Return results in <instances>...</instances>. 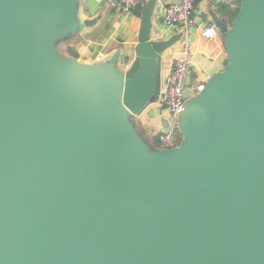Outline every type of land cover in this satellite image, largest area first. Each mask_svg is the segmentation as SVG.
<instances>
[{"label":"water","instance_id":"1","mask_svg":"<svg viewBox=\"0 0 264 264\" xmlns=\"http://www.w3.org/2000/svg\"><path fill=\"white\" fill-rule=\"evenodd\" d=\"M79 2L0 0V264H264V0L212 18L226 64L169 149L135 118L181 35L153 37L150 0L129 65L85 63Z\"/></svg>","mask_w":264,"mask_h":264},{"label":"crops","instance_id":"2","mask_svg":"<svg viewBox=\"0 0 264 264\" xmlns=\"http://www.w3.org/2000/svg\"><path fill=\"white\" fill-rule=\"evenodd\" d=\"M115 3L117 0H114ZM150 0H141V5L133 13L120 14L115 10V4L110 0H80L76 14L79 19L95 18L93 26L84 28L66 44L62 45V52L85 63H99L109 58L117 49L120 50L118 63L121 67L129 65L134 58V46L140 27L142 6ZM173 0H154L152 10V35L156 40L170 38L178 33L165 31L162 15L166 5ZM233 6H228L222 0H197L192 18L196 25H214L212 18H222L230 24L234 13L238 9L240 0H232ZM193 65L187 76V98L194 93L191 88L199 83H205L208 78L220 72L226 64V53L223 48L222 34L217 32L214 38H205L193 28ZM180 42L162 53V79L170 70L173 58L177 54ZM61 49V48H60ZM166 110L155 103L149 106L135 120L140 132L158 147V133L163 129L161 119L166 118Z\"/></svg>","mask_w":264,"mask_h":264},{"label":"built area","instance_id":"3","mask_svg":"<svg viewBox=\"0 0 264 264\" xmlns=\"http://www.w3.org/2000/svg\"><path fill=\"white\" fill-rule=\"evenodd\" d=\"M101 1V0H96ZM197 0H173L170 1L162 15V24L165 31L178 33L180 47L173 58L170 70L162 79L159 101L157 104L166 110L167 126L161 129L157 135L159 148L169 149L179 142L177 120L187 99V76L193 65V38L192 30L195 28L201 36L214 38L217 30L214 25H196L192 15ZM224 4L233 6L232 0H222ZM141 5V0H117L115 10L120 13H133ZM204 87L203 82L195 84L191 91L196 93Z\"/></svg>","mask_w":264,"mask_h":264},{"label":"trees","instance_id":"4","mask_svg":"<svg viewBox=\"0 0 264 264\" xmlns=\"http://www.w3.org/2000/svg\"><path fill=\"white\" fill-rule=\"evenodd\" d=\"M237 10H238V9H237ZM237 10L235 11L234 16L236 15ZM155 140H157V137L155 138Z\"/></svg>","mask_w":264,"mask_h":264},{"label":"rangeland","instance_id":"5","mask_svg":"<svg viewBox=\"0 0 264 264\" xmlns=\"http://www.w3.org/2000/svg\"><path fill=\"white\" fill-rule=\"evenodd\" d=\"M137 126H138V124H137ZM151 142L153 143L154 142V139H151Z\"/></svg>","mask_w":264,"mask_h":264}]
</instances>
